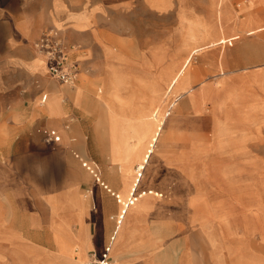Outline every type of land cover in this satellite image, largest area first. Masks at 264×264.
<instances>
[{"label":"crops","instance_id":"0c3cea01","mask_svg":"<svg viewBox=\"0 0 264 264\" xmlns=\"http://www.w3.org/2000/svg\"><path fill=\"white\" fill-rule=\"evenodd\" d=\"M212 1L0 0V264H264V0Z\"/></svg>","mask_w":264,"mask_h":264},{"label":"built area","instance_id":"2783aa9c","mask_svg":"<svg viewBox=\"0 0 264 264\" xmlns=\"http://www.w3.org/2000/svg\"><path fill=\"white\" fill-rule=\"evenodd\" d=\"M34 46L37 52L43 57L46 62L47 69L52 77L60 82L75 85L79 78L80 65L72 56V53L78 49V45L71 44L67 41L62 30L59 28H50L43 32L35 41ZM47 141L56 143L60 141V136L55 131L47 133ZM87 165V163H85ZM95 174L97 179L98 174L89 167ZM135 199V198H134ZM131 199L130 202H133ZM123 215L118 220V226L121 224ZM86 264H119L112 256L111 246L98 254L91 253Z\"/></svg>","mask_w":264,"mask_h":264},{"label":"rangeland","instance_id":"374dc122","mask_svg":"<svg viewBox=\"0 0 264 264\" xmlns=\"http://www.w3.org/2000/svg\"><path fill=\"white\" fill-rule=\"evenodd\" d=\"M247 0H233V7L236 10L237 14L239 16H245L246 13L244 12L243 6L246 3ZM253 6V4H249L248 9H251ZM212 7H213V17L215 20H213V24H212V29L210 28V24L205 23V22H200L201 23V30H199L196 26H193V20L191 17L186 16L184 13H180V16L182 18V20H187L183 25H182V33H195V34H200L203 37H208L209 33L213 34L214 33V24H216L215 21H217V13L215 12V2L214 0L212 1ZM247 9V10H248ZM253 12V11H252ZM169 24H175V19L173 17V14L170 12L169 13ZM200 31V32H199ZM141 167V166H140Z\"/></svg>","mask_w":264,"mask_h":264}]
</instances>
